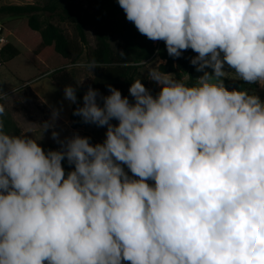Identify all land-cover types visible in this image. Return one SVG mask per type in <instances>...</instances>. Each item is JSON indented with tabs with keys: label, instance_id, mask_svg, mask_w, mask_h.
<instances>
[{
	"label": "clouds",
	"instance_id": "clouds-1",
	"mask_svg": "<svg viewBox=\"0 0 264 264\" xmlns=\"http://www.w3.org/2000/svg\"><path fill=\"white\" fill-rule=\"evenodd\" d=\"M116 2L169 56L197 53L203 75L190 85L158 63L148 79L161 90L135 79L134 102L89 87L73 115L106 126L105 140H61L54 110L48 151L42 134L5 131L0 90V264H264V101L224 85L226 64L264 88V0Z\"/></svg>",
	"mask_w": 264,
	"mask_h": 264
},
{
	"label": "trees",
	"instance_id": "trees-1",
	"mask_svg": "<svg viewBox=\"0 0 264 264\" xmlns=\"http://www.w3.org/2000/svg\"><path fill=\"white\" fill-rule=\"evenodd\" d=\"M96 11L94 14L87 15L83 12L80 4L73 1H52L45 6L39 5H9L0 7V16H15L19 20L7 27H2L0 35H4L9 42L4 46L0 56V64H7L22 54L20 49L24 47L34 54L43 64L40 72H47V67L60 65L49 73L46 78L51 79L64 92L66 85H73L77 88L76 96L78 103H73L70 120L74 129L84 127H98L94 124H86L82 118L73 115L78 106H83V96L89 87L99 91L101 96L110 94L108 85L119 89L122 96L134 102L129 94V88L135 79H140L141 83L149 89L153 96L156 91V83L144 76L142 69L153 59H160L159 70L171 73L177 79H184L188 75V82L191 85L195 82V66L190 63L191 58L197 53L188 49L183 51L179 58L171 57L167 54L166 46L163 41H152L140 34L135 25L126 19L123 9L116 0H94ZM43 12L56 13L61 22H68L77 31L79 40H74L68 36L60 24L49 21H41L40 14ZM12 25L13 28H10ZM95 28L96 45L90 53L89 62L95 60L98 67L94 68V76L90 83L77 85L74 75L69 70V65L77 64L84 54V48L88 45L86 28ZM112 41H116L113 46ZM19 43V44H18ZM144 61L145 63H141ZM56 63V64H55ZM47 69V70H46ZM51 71V70H50ZM234 71V70H233ZM43 78H40L41 80ZM237 90L247 89L256 90L258 83L249 84L243 80H238L235 84ZM27 92L37 101L44 110H51L47 104L26 85L23 92ZM20 92V91H19ZM98 103L103 104L100 97ZM29 119L34 120L31 114ZM3 121L5 131L12 135H20L21 130L11 115L4 114ZM111 123H118L112 120ZM105 127V126H104ZM83 136L90 138L93 145L99 143L91 134L84 133ZM45 151L58 150L53 145L43 147ZM65 172L73 170L74 166L68 164L67 160L62 162ZM131 176V172L125 169ZM149 183H153L149 181Z\"/></svg>",
	"mask_w": 264,
	"mask_h": 264
},
{
	"label": "rangeland",
	"instance_id": "rangeland-1",
	"mask_svg": "<svg viewBox=\"0 0 264 264\" xmlns=\"http://www.w3.org/2000/svg\"><path fill=\"white\" fill-rule=\"evenodd\" d=\"M52 1L63 2L65 0H0V7L28 4L39 5L43 7L50 4ZM68 1H73L77 4H80L83 12L87 15L94 14L96 11V4L94 0ZM39 17L41 21H49L57 25L60 24L70 38L79 40L75 27L68 22H61L57 15V12H43ZM18 20L19 18L15 16L3 15L0 16V26L7 27L9 26V24H12L14 22L17 23ZM10 28H13L12 25L10 26ZM86 33L88 38V45L84 48V54L78 63H88L90 53L96 45L95 28L88 26L86 28ZM112 43L113 46H115L117 42L112 41ZM20 49H22V54L20 56L13 59L7 64H2L0 67V90H2L3 93L7 96V98L2 101L5 106V113L12 116L14 121L19 126L21 132H29L26 133V135H28L29 137L39 138L42 134L41 125L45 122L50 121L53 113L52 110H44L39 101L35 100L28 93V91L23 92L24 87L32 82L33 86L29 84L31 89L42 99V101L47 104L49 108L52 107L53 110L59 111V116L55 121V130L60 134L61 140L65 139L66 137H71L74 133H78L81 136H83L84 133H89L99 143H103L106 138V126L101 128L84 127L74 129L72 128L71 123L66 119V114L69 112V101L65 99L64 92L60 88H58V86L51 79L46 78L49 73L58 68L60 65H53L50 67L48 66L47 69H49V71L45 73L40 72L39 70H41V67H43L44 64L36 56H34V54L30 53L24 47H21ZM161 62L163 61L158 58L148 62L142 69L143 75L148 76V71L150 70V68L157 66V64H160ZM205 70L210 73L212 72V69L210 68ZM70 71L74 75L77 82L84 79L83 82L79 85L90 83L94 76V68L89 71L87 68L72 67ZM224 71L232 74L224 78L225 87L229 91H232L233 89L237 90L234 84L240 79L234 77L233 69L229 68L226 64L224 67ZM194 74L196 79L203 75L202 72L196 71V67ZM40 78L43 79L39 80ZM184 80H188V75H185ZM155 87L157 93H159V91L161 90L160 86L156 83ZM248 91L249 93L258 95L261 101H264V88H262L259 83L256 90ZM28 114H31L34 117L33 121L29 119ZM51 131L52 130L49 129L48 131L43 132L41 138L37 142L42 148L46 145H53L59 149L60 144L52 139ZM124 167L125 169H127L126 166ZM125 264H127V262H125Z\"/></svg>",
	"mask_w": 264,
	"mask_h": 264
},
{
	"label": "built area",
	"instance_id": "built-area-1",
	"mask_svg": "<svg viewBox=\"0 0 264 264\" xmlns=\"http://www.w3.org/2000/svg\"><path fill=\"white\" fill-rule=\"evenodd\" d=\"M1 31H2V27L0 26V33ZM8 42H9V39L6 36L0 35V56H1L2 49ZM0 67H1V64H0Z\"/></svg>",
	"mask_w": 264,
	"mask_h": 264
},
{
	"label": "crops",
	"instance_id": "crops-1",
	"mask_svg": "<svg viewBox=\"0 0 264 264\" xmlns=\"http://www.w3.org/2000/svg\"><path fill=\"white\" fill-rule=\"evenodd\" d=\"M35 79H36V78H35ZM29 82H30V81H29ZM29 84H31V85L33 86L32 82H30ZM32 88H33V87H32ZM72 105H73V103L69 101V112L66 114V119H67L70 123H71V120H70V112H71ZM50 108H51L52 111H54V110L52 109V107H50ZM68 117H69V118H68Z\"/></svg>",
	"mask_w": 264,
	"mask_h": 264
}]
</instances>
